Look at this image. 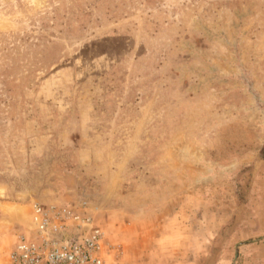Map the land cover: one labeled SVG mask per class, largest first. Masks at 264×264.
<instances>
[{"label":"rangeland","instance_id":"374dc122","mask_svg":"<svg viewBox=\"0 0 264 264\" xmlns=\"http://www.w3.org/2000/svg\"><path fill=\"white\" fill-rule=\"evenodd\" d=\"M34 207L102 264H264V0H0V264Z\"/></svg>","mask_w":264,"mask_h":264},{"label":"built area","instance_id":"2783aa9c","mask_svg":"<svg viewBox=\"0 0 264 264\" xmlns=\"http://www.w3.org/2000/svg\"><path fill=\"white\" fill-rule=\"evenodd\" d=\"M32 223L35 240L20 236L9 264H102L103 234L83 214L34 207Z\"/></svg>","mask_w":264,"mask_h":264}]
</instances>
